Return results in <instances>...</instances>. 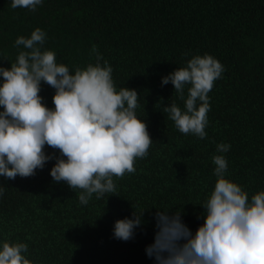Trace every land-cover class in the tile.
<instances>
[{"label": "trees", "instance_id": "1", "mask_svg": "<svg viewBox=\"0 0 264 264\" xmlns=\"http://www.w3.org/2000/svg\"><path fill=\"white\" fill-rule=\"evenodd\" d=\"M37 28L47 34L42 50L55 52L73 74L95 65V45L113 69L117 91L126 87L141 96L136 115L153 143L134 173L114 177V193L93 195L87 205L76 197L81 190L53 181L55 161L33 177L0 178V244H27L32 264H154L145 249L154 239L156 208L183 207L195 231L203 223L199 205L218 179L214 155L225 156V178L249 199L264 191V0H43L34 12L0 0V66L10 69L25 50L15 41ZM206 54L225 71L209 93V123L200 139L167 119L162 108L172 99L183 110L184 101L161 82ZM40 95L54 107L53 88L43 84ZM221 143L231 149L218 153ZM134 208L145 211L135 239L113 238L115 222L132 218Z\"/></svg>", "mask_w": 264, "mask_h": 264}, {"label": "clouds", "instance_id": "2", "mask_svg": "<svg viewBox=\"0 0 264 264\" xmlns=\"http://www.w3.org/2000/svg\"><path fill=\"white\" fill-rule=\"evenodd\" d=\"M42 4L43 0H11L12 9L33 12ZM46 38L39 28L30 37H18L15 45L25 50L10 69L0 66V178L33 177L55 161L53 181L81 190L76 197L87 205L93 195L99 200L114 193V177L134 173L135 161L148 155L153 140L146 122L136 115L141 96L126 87L117 91L113 69L95 45V65L76 68L73 74L57 63L55 52L42 50ZM224 71L212 55H197L162 78L161 86L172 84L174 95L184 101L183 110L172 99L162 108L179 132L206 137L209 93ZM43 84L55 90L54 107L40 95ZM230 149V144L217 145L218 153ZM212 159L218 179L210 197L199 205L203 223L195 231L185 223L183 207L156 208L154 239L145 249L154 264H264V191L249 199L240 185L225 178V156ZM4 191L0 185V196ZM144 213L135 209L132 218L117 220L113 238L135 239ZM27 252L25 243L3 242L0 264H32Z\"/></svg>", "mask_w": 264, "mask_h": 264}]
</instances>
